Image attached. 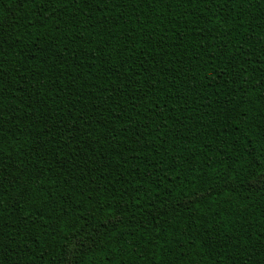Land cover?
Segmentation results:
<instances>
[{
  "label": "trees",
  "instance_id": "trees-1",
  "mask_svg": "<svg viewBox=\"0 0 264 264\" xmlns=\"http://www.w3.org/2000/svg\"><path fill=\"white\" fill-rule=\"evenodd\" d=\"M261 177L264 0H0V264H264Z\"/></svg>",
  "mask_w": 264,
  "mask_h": 264
},
{
  "label": "snow or ice",
  "instance_id": "snow-or-ice-1",
  "mask_svg": "<svg viewBox=\"0 0 264 264\" xmlns=\"http://www.w3.org/2000/svg\"><path fill=\"white\" fill-rule=\"evenodd\" d=\"M261 180L264 181V177H261ZM79 245H73V248H78Z\"/></svg>",
  "mask_w": 264,
  "mask_h": 264
}]
</instances>
